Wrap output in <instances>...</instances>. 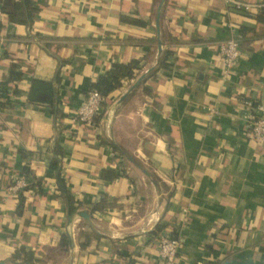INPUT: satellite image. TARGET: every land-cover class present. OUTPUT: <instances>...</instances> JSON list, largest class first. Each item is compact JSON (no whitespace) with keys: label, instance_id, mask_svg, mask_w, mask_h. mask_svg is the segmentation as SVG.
<instances>
[{"label":"crops","instance_id":"obj_1","mask_svg":"<svg viewBox=\"0 0 264 264\" xmlns=\"http://www.w3.org/2000/svg\"><path fill=\"white\" fill-rule=\"evenodd\" d=\"M23 1L0 0V264H162L161 236L176 264H264V148L245 106L264 101V9L165 0L157 34L161 0H29L26 23L10 21ZM231 39L241 57L223 78ZM133 61L137 76L76 126L97 79ZM37 83L52 104L30 98Z\"/></svg>","mask_w":264,"mask_h":264},{"label":"built area","instance_id":"obj_2","mask_svg":"<svg viewBox=\"0 0 264 264\" xmlns=\"http://www.w3.org/2000/svg\"><path fill=\"white\" fill-rule=\"evenodd\" d=\"M231 10L253 14L254 11L264 9V2L248 4L237 0H226ZM218 54L223 61L222 77L227 78L233 71L241 57L240 44L237 40H226L219 44ZM146 73V72H145ZM144 76V75H142ZM1 89V86H0ZM105 98L97 91H89L83 104L76 110L74 124H90L95 117L101 114ZM249 110L247 114L248 134L252 142L264 148V101L253 103L245 102ZM28 186L27 179H15L9 187L11 192H19ZM158 257L162 264H176L179 252V243L170 236H161L158 241Z\"/></svg>","mask_w":264,"mask_h":264},{"label":"trees","instance_id":"obj_3","mask_svg":"<svg viewBox=\"0 0 264 264\" xmlns=\"http://www.w3.org/2000/svg\"><path fill=\"white\" fill-rule=\"evenodd\" d=\"M23 9H30L29 0H24L21 3H17L16 5H13V8L9 12H7L9 20L12 22L24 23L25 19L27 18H24V20H22ZM169 56L170 54L166 53L164 57L160 60L158 66L159 69L168 68L167 60ZM140 70H141V65L136 61H133L128 65L114 64L108 72L100 76L97 79V81L91 86V91H97L101 96L107 98L109 95H111V93H113L115 90L120 88L122 81L135 78L137 74L140 72ZM0 86H1L0 93L2 94L4 89V84L0 83ZM35 88L37 90L38 88H40L41 90H45V92L39 91V94H37L34 92ZM30 98L33 101L44 99V101H47V103L49 104H52L53 102V94L50 91L48 85H45V83L34 84L31 89ZM56 166H57L56 162H53V164H51V168L54 170L56 169ZM57 183L61 195L65 197L67 200L68 213L70 215L74 214L77 209L73 206V199L70 196L69 192L67 191L65 183L60 175L57 176ZM95 209H98V207L95 206ZM66 245L67 243L65 239H63V241H61V247H66Z\"/></svg>","mask_w":264,"mask_h":264},{"label":"water","instance_id":"obj_4","mask_svg":"<svg viewBox=\"0 0 264 264\" xmlns=\"http://www.w3.org/2000/svg\"><path fill=\"white\" fill-rule=\"evenodd\" d=\"M165 0H161L159 6L157 7L156 10V20H155V29L157 34H159V19H160V14H161V10H162V5L164 3ZM157 50H158V54L161 53V42L158 40V45H157ZM144 76H141L140 78L137 79L136 83L130 88L129 92H131L134 88H136L143 80ZM127 97V94H125L121 99L120 102L123 101L125 98ZM79 217L88 220L89 216L85 213V212H80Z\"/></svg>","mask_w":264,"mask_h":264}]
</instances>
